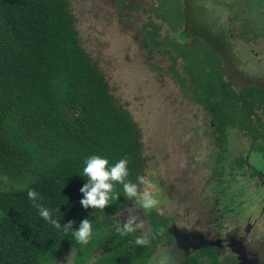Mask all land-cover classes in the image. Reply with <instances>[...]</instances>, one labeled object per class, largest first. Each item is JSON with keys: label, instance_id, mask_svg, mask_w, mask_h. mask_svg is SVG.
Wrapping results in <instances>:
<instances>
[{"label": "trees", "instance_id": "16d2710c", "mask_svg": "<svg viewBox=\"0 0 264 264\" xmlns=\"http://www.w3.org/2000/svg\"><path fill=\"white\" fill-rule=\"evenodd\" d=\"M142 37L153 43L149 30ZM172 44L177 54L167 73L178 79L180 46ZM187 68L205 75L210 70L196 58ZM202 83L205 89L195 97L223 119H233L231 89L209 77ZM93 152L110 160L127 155L129 178L145 175L140 129L81 42L70 0H0V264H55L68 251L74 252L72 264H147L153 236L160 238L170 222L154 211L143 214L154 234L137 245L142 233L135 228L126 236L114 231L122 222L114 224L115 218L133 198L121 193L104 210L81 206L79 187L86 178L77 171L82 157ZM25 185L40 193L41 203L58 208L61 225L71 218L76 227L89 216L92 239L79 244L44 221ZM179 264L209 263L191 255Z\"/></svg>", "mask_w": 264, "mask_h": 264}, {"label": "flooded vegetation", "instance_id": "af4514ba", "mask_svg": "<svg viewBox=\"0 0 264 264\" xmlns=\"http://www.w3.org/2000/svg\"><path fill=\"white\" fill-rule=\"evenodd\" d=\"M171 1L151 0L148 10H158L168 28L163 35L159 32L160 26L149 20L147 23L152 28H145L142 35L149 30L153 43L150 45L141 37L139 47L146 52L144 64L153 70L157 63L151 62L152 51L162 49L170 57L171 65L172 56L177 54L172 43L182 46L175 65L178 67L177 83L183 91L191 90L192 100H188L209 110L212 120L210 124L205 123L209 129L199 130L198 138H184L175 146L177 150L189 149L182 167L192 171L196 167L203 168L209 174L204 182L200 180V206L194 210L187 209L190 204L182 206L183 196L173 193L176 199L173 212L178 214L138 209L139 214L143 212L149 217L154 211L169 220L162 236L158 239L153 236V252L161 249L163 254L173 257V264L191 255L209 264H264V74H245L238 63L242 53L247 62L264 46V0H224L227 23L220 26L202 17L205 0H174L177 13H172ZM208 1L216 4L218 0ZM142 4V0H115L119 18L131 15L130 11ZM138 31H135L136 36ZM155 41L160 44L153 49ZM188 45L192 48L188 49ZM239 46L242 52L238 55L236 48ZM190 58H196L198 64H209L208 74H200L198 69L188 70ZM253 63L259 64V60L253 59ZM206 77L225 85L235 95L229 107L233 119H223L211 105L195 97L205 89L202 79ZM180 206L184 208L182 216H179ZM192 216H198L199 221L195 219L186 226L184 219ZM145 227L150 231H139L143 232L141 235L152 233L150 224ZM135 228L138 231L144 226Z\"/></svg>", "mask_w": 264, "mask_h": 264}, {"label": "rangeland", "instance_id": "374dc122", "mask_svg": "<svg viewBox=\"0 0 264 264\" xmlns=\"http://www.w3.org/2000/svg\"><path fill=\"white\" fill-rule=\"evenodd\" d=\"M142 1V7L132 9L131 15L122 18L117 14L115 0H70V8L76 17L81 42L104 72L117 100L130 111L140 129L143 153L148 158L145 176L153 182L151 186L143 187L158 194V203L152 209L161 214H178L173 212L175 207L172 206L176 205V199L172 194L183 196L182 206L190 204L187 209L194 210L200 206V180L204 182L209 172L199 167L193 171L186 166L182 167L189 149L177 150L175 144L184 138H198L200 129H209L205 123L210 124L212 118L209 110L191 101V90L183 91L177 78L167 73L170 57L162 49L151 52V62L157 63L155 69L150 70L144 64L146 52L139 47V41L143 30L152 28L147 22L151 20L158 24L159 32L163 35L168 27L158 15V10H148L152 5L151 0ZM169 6L175 10L177 3L171 1ZM202 8V17L206 22L218 26L227 23L224 0H218L216 4L205 0ZM188 23L190 24L189 21ZM136 30H139L137 36ZM236 50L238 55L241 54L240 46ZM257 52L259 53L253 56L254 60H259L256 65L253 59L245 62L244 53L240 55V59L237 57L240 70L242 66L245 74H264V46ZM176 67L174 66L175 69ZM183 213L184 208L179 216ZM132 214L131 205L126 206L115 218L114 224ZM139 215L136 226L144 228L138 231H150L145 227L149 223L143 219V212ZM195 219L199 221L198 216L184 219L186 226H190ZM178 222L182 223V219ZM179 249H182L180 245ZM160 250L158 248L153 252L147 264H173V257ZM73 254V251L64 252L55 264H72Z\"/></svg>", "mask_w": 264, "mask_h": 264}, {"label": "clouds", "instance_id": "9594fccd", "mask_svg": "<svg viewBox=\"0 0 264 264\" xmlns=\"http://www.w3.org/2000/svg\"><path fill=\"white\" fill-rule=\"evenodd\" d=\"M129 159L127 155L110 158L97 152L86 154L82 157L80 175L86 179L79 187V192L83 195L79 198L81 206L84 208L104 210L105 205L118 201V196L122 193L126 198H133L132 215H127L123 221L116 225L115 232L120 236H126L133 232L136 226L138 209L150 210L158 203V194L150 191L152 180L143 174H137L135 180L129 178ZM119 186V187H118ZM26 195L32 205L37 209L38 215L49 225L59 229L64 235L74 239L79 244H87L93 237V221L89 216L80 219L78 226L73 227V219L69 218L61 225L55 213L58 208H51L41 203L42 197L34 188L25 185ZM142 189V190H141ZM62 235V236H64ZM152 234L137 235L135 242L137 245L149 243Z\"/></svg>", "mask_w": 264, "mask_h": 264}, {"label": "water", "instance_id": "95a60500", "mask_svg": "<svg viewBox=\"0 0 264 264\" xmlns=\"http://www.w3.org/2000/svg\"><path fill=\"white\" fill-rule=\"evenodd\" d=\"M146 220V219H145ZM168 231H169V229H168Z\"/></svg>", "mask_w": 264, "mask_h": 264}]
</instances>
